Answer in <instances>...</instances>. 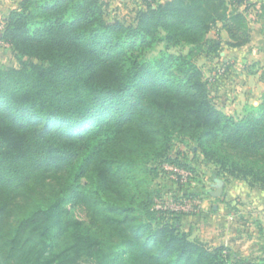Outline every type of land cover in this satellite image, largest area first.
Here are the masks:
<instances>
[{"label": "trees", "instance_id": "trees-1", "mask_svg": "<svg viewBox=\"0 0 264 264\" xmlns=\"http://www.w3.org/2000/svg\"><path fill=\"white\" fill-rule=\"evenodd\" d=\"M240 1L153 0L131 25L106 21L101 0L21 1L0 36L19 61L0 64V264L236 256L163 221L179 212L156 209L152 182L173 140L186 138L218 175L264 188V95L256 112L227 115L195 61L219 48L207 38L218 22L228 46L248 41L243 11L230 8ZM86 119L89 128L72 130Z\"/></svg>", "mask_w": 264, "mask_h": 264}, {"label": "rangeland", "instance_id": "rangeland-1", "mask_svg": "<svg viewBox=\"0 0 264 264\" xmlns=\"http://www.w3.org/2000/svg\"><path fill=\"white\" fill-rule=\"evenodd\" d=\"M21 1L0 0V36L7 18L20 9ZM147 2L155 5L153 0H101L104 19L134 24L136 14L145 9ZM230 8L243 11L250 30L248 41L242 46H228L229 34L223 23L218 22L207 38L212 45L218 42L219 48L210 51L203 47L195 61L207 82L213 105L227 115H244L256 112L253 110L264 95V0H241ZM161 49L163 44L155 54ZM170 51L186 52L187 48ZM0 64L19 65L15 52L1 39ZM90 122L86 119L76 123L72 130H85L91 126ZM166 157L173 163L163 160L157 164L158 175L152 182L155 206L170 210L178 207L174 212L179 213L165 215L163 221L174 223L190 239L209 248L222 246L235 254L228 264H264V188L241 176L218 175L217 166L207 163L197 144L186 138H175ZM179 163L190 164L193 170H186ZM219 183L223 185L222 192L214 197L210 192L216 191ZM72 211L77 219L87 220L82 208Z\"/></svg>", "mask_w": 264, "mask_h": 264}, {"label": "water", "instance_id": "water-1", "mask_svg": "<svg viewBox=\"0 0 264 264\" xmlns=\"http://www.w3.org/2000/svg\"><path fill=\"white\" fill-rule=\"evenodd\" d=\"M222 188H223L222 183H219V185H218L217 188H216V191H214V192H210L211 195H213L214 197H219L220 194H221V192H222Z\"/></svg>", "mask_w": 264, "mask_h": 264}, {"label": "built area", "instance_id": "built-area-1", "mask_svg": "<svg viewBox=\"0 0 264 264\" xmlns=\"http://www.w3.org/2000/svg\"><path fill=\"white\" fill-rule=\"evenodd\" d=\"M161 208V207H160ZM165 209H168V208H170V207H164ZM179 208H181V207H179ZM172 210H176V209H178V207H175V209L174 208H171Z\"/></svg>", "mask_w": 264, "mask_h": 264}]
</instances>
